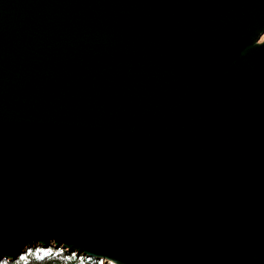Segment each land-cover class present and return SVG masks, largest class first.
<instances>
[{
    "label": "water",
    "instance_id": "water-1",
    "mask_svg": "<svg viewBox=\"0 0 264 264\" xmlns=\"http://www.w3.org/2000/svg\"><path fill=\"white\" fill-rule=\"evenodd\" d=\"M264 0H0V260L264 264Z\"/></svg>",
    "mask_w": 264,
    "mask_h": 264
},
{
    "label": "trees",
    "instance_id": "trees-1",
    "mask_svg": "<svg viewBox=\"0 0 264 264\" xmlns=\"http://www.w3.org/2000/svg\"><path fill=\"white\" fill-rule=\"evenodd\" d=\"M0 264H103L99 259L75 255L61 247L29 248L18 260H0ZM106 264V263H105Z\"/></svg>",
    "mask_w": 264,
    "mask_h": 264
},
{
    "label": "rangeland",
    "instance_id": "rangeland-1",
    "mask_svg": "<svg viewBox=\"0 0 264 264\" xmlns=\"http://www.w3.org/2000/svg\"><path fill=\"white\" fill-rule=\"evenodd\" d=\"M262 40H264V32H263V34L259 37V40L258 41H262ZM100 262L101 263H103V264H112L111 262H107V261H104V260H100Z\"/></svg>",
    "mask_w": 264,
    "mask_h": 264
}]
</instances>
